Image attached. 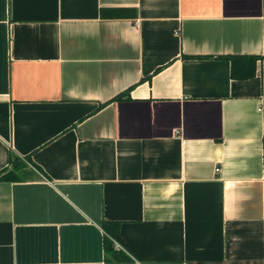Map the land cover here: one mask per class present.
Listing matches in <instances>:
<instances>
[{
	"label": "crops",
	"instance_id": "0c3cea01",
	"mask_svg": "<svg viewBox=\"0 0 264 264\" xmlns=\"http://www.w3.org/2000/svg\"><path fill=\"white\" fill-rule=\"evenodd\" d=\"M9 152L0 264H264V0H0Z\"/></svg>",
	"mask_w": 264,
	"mask_h": 264
},
{
	"label": "trees",
	"instance_id": "16d2710c",
	"mask_svg": "<svg viewBox=\"0 0 264 264\" xmlns=\"http://www.w3.org/2000/svg\"><path fill=\"white\" fill-rule=\"evenodd\" d=\"M97 13L100 17H123L128 15H134V9L131 6H104L99 7ZM217 57H225L229 61L228 74L232 79L246 78L253 75L255 62L258 58H261L257 54H220L215 55ZM127 87L122 92L113 95L112 99L121 98ZM103 104V102L99 103ZM22 161L26 162L28 165L22 164ZM21 165V166H20ZM18 166V167H17ZM33 170L37 173H42L41 168L32 160L29 159L27 154L16 155L12 152L8 154V164L0 168V175L6 177L7 179L23 178L27 176V172ZM3 171V172H2ZM101 227V238L102 247L104 253H110L113 260H125L129 259L125 253L114 247V236L118 229L119 222L116 220H105L100 221Z\"/></svg>",
	"mask_w": 264,
	"mask_h": 264
},
{
	"label": "rangeland",
	"instance_id": "374dc122",
	"mask_svg": "<svg viewBox=\"0 0 264 264\" xmlns=\"http://www.w3.org/2000/svg\"><path fill=\"white\" fill-rule=\"evenodd\" d=\"M22 164H24V165H28L26 162H24V161H22ZM21 166V165H20ZM18 167V166H17Z\"/></svg>",
	"mask_w": 264,
	"mask_h": 264
},
{
	"label": "built area",
	"instance_id": "2783aa9c",
	"mask_svg": "<svg viewBox=\"0 0 264 264\" xmlns=\"http://www.w3.org/2000/svg\"><path fill=\"white\" fill-rule=\"evenodd\" d=\"M114 246H115V248H117L118 246H117V244L114 242Z\"/></svg>",
	"mask_w": 264,
	"mask_h": 264
}]
</instances>
